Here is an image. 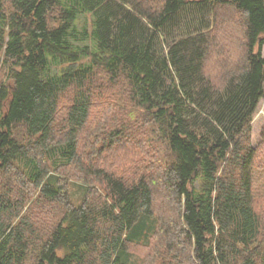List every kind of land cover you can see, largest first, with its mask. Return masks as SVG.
I'll list each match as a JSON object with an SVG mask.
<instances>
[{"label": "trees", "instance_id": "1", "mask_svg": "<svg viewBox=\"0 0 264 264\" xmlns=\"http://www.w3.org/2000/svg\"><path fill=\"white\" fill-rule=\"evenodd\" d=\"M263 45L264 0H0V264H264Z\"/></svg>", "mask_w": 264, "mask_h": 264}, {"label": "rangeland", "instance_id": "2", "mask_svg": "<svg viewBox=\"0 0 264 264\" xmlns=\"http://www.w3.org/2000/svg\"><path fill=\"white\" fill-rule=\"evenodd\" d=\"M86 19H81L80 24L78 25V27H81L82 24L84 23L83 21H85ZM88 22L90 24V18L88 19ZM87 22V23H88ZM262 53L264 55V45H263V49H262ZM3 74V71H1ZM3 75H1L2 77ZM70 98V96H69ZM69 98L68 95H65L64 98V103L63 105H67L69 103ZM264 130V98L261 99V101L259 102L254 114H253V120H252V129H251V137H252V143L253 146H259L260 143L263 140V132ZM71 190L73 192V200L76 203H79L81 201V196H82V192H83V185L81 181H78L76 179H71ZM136 257V262L135 264H139V261L141 262L140 264H142L141 259H139L141 257V252L138 251L135 254Z\"/></svg>", "mask_w": 264, "mask_h": 264}]
</instances>
